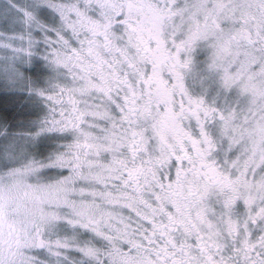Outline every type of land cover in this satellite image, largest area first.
Masks as SVG:
<instances>
[{
  "label": "snow or ice",
  "instance_id": "obj_1",
  "mask_svg": "<svg viewBox=\"0 0 264 264\" xmlns=\"http://www.w3.org/2000/svg\"><path fill=\"white\" fill-rule=\"evenodd\" d=\"M0 86V264H264V0H0Z\"/></svg>",
  "mask_w": 264,
  "mask_h": 264
},
{
  "label": "rangeland",
  "instance_id": "obj_2",
  "mask_svg": "<svg viewBox=\"0 0 264 264\" xmlns=\"http://www.w3.org/2000/svg\"><path fill=\"white\" fill-rule=\"evenodd\" d=\"M0 117L7 118L9 123H16L25 119H34L28 116L20 106L19 97L11 94L10 90L0 86ZM14 131H18L14 129Z\"/></svg>",
  "mask_w": 264,
  "mask_h": 264
}]
</instances>
